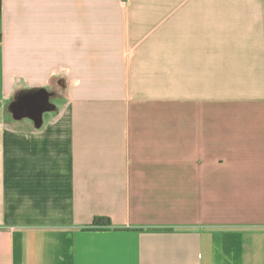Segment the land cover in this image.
<instances>
[{
  "label": "crops",
  "instance_id": "1",
  "mask_svg": "<svg viewBox=\"0 0 264 264\" xmlns=\"http://www.w3.org/2000/svg\"><path fill=\"white\" fill-rule=\"evenodd\" d=\"M2 7L0 264H264V0Z\"/></svg>",
  "mask_w": 264,
  "mask_h": 264
},
{
  "label": "water",
  "instance_id": "2",
  "mask_svg": "<svg viewBox=\"0 0 264 264\" xmlns=\"http://www.w3.org/2000/svg\"><path fill=\"white\" fill-rule=\"evenodd\" d=\"M32 106L37 109V111L41 112L44 108H46L45 99L43 97H34L31 100L27 101L23 104L24 110Z\"/></svg>",
  "mask_w": 264,
  "mask_h": 264
},
{
  "label": "trees",
  "instance_id": "3",
  "mask_svg": "<svg viewBox=\"0 0 264 264\" xmlns=\"http://www.w3.org/2000/svg\"><path fill=\"white\" fill-rule=\"evenodd\" d=\"M3 7H2V0H0V18L2 17ZM2 38V31L0 30V39ZM112 221L108 217H98L94 220V226H110Z\"/></svg>",
  "mask_w": 264,
  "mask_h": 264
},
{
  "label": "rangeland",
  "instance_id": "4",
  "mask_svg": "<svg viewBox=\"0 0 264 264\" xmlns=\"http://www.w3.org/2000/svg\"><path fill=\"white\" fill-rule=\"evenodd\" d=\"M21 98H23V95H22L19 99H21ZM19 99H18V100H19Z\"/></svg>",
  "mask_w": 264,
  "mask_h": 264
}]
</instances>
